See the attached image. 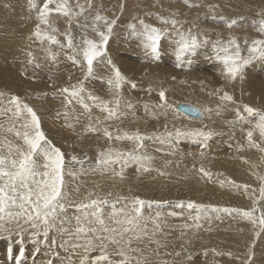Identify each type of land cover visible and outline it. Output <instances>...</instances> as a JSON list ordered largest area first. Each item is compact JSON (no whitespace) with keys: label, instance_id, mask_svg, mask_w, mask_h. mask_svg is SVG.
Returning <instances> with one entry per match:
<instances>
[{"label":"rangeland","instance_id":"obj_1","mask_svg":"<svg viewBox=\"0 0 264 264\" xmlns=\"http://www.w3.org/2000/svg\"><path fill=\"white\" fill-rule=\"evenodd\" d=\"M70 2L75 4V0ZM42 4L43 0H0V92L5 94L0 97V105L6 106L7 97L15 94L37 111L45 134L65 153L66 173L68 170L76 173L74 177L67 174L64 177L72 191L78 190L75 196L68 191L73 197L71 199L79 200L80 190H86V196L94 190H102L104 196L110 190L113 196L109 199L113 201L117 195L129 198L138 195L145 201H154L151 205L146 203L143 209L146 217L155 220V223L148 222L147 228L151 227V230L148 229L149 235L142 238L148 244L135 243V247L147 250L148 264H264V231L257 237L258 225L244 217L242 211L216 212L208 208L198 212L186 207L192 200L221 209L228 207L246 211L252 209L253 198L259 196L262 186L259 178L264 177V152L248 146L246 130L250 125L229 122L235 120V111H242L245 104L264 110V58L256 57L245 65L243 79L226 81L222 76L223 62L218 55H223L220 49L227 46L232 37L237 39L242 57L249 55L247 49L253 39H264V34L258 32L260 21L264 19V0H188V4L184 0H94L93 9L78 17V23L73 22L71 32L79 42L85 33L89 38H97L92 32V21L97 12L109 20L119 18L109 41L108 54L127 80L136 83L137 87L131 88L130 83L122 86V96L131 101L134 108L122 109L125 115L107 122L113 135L116 129L130 132L138 129L151 135L162 132L165 125L169 130L178 127L213 133L207 141L208 148L191 138H181L175 145V154H170L173 149L168 144L146 140L142 151L154 157L150 170L145 172L132 164L124 169L122 178L111 171H99V176L98 171L90 170L95 166L97 152L108 147L109 141L102 133L86 134L83 131L87 124L86 116H81V122L70 128L68 123L74 122L62 115L65 96L60 89L82 79V73L67 59L71 51L60 46L66 44L63 35H58V45L28 39L38 23V9ZM189 4L199 6L190 7ZM160 17L177 20V28L182 32L187 33L190 29L199 41L195 50L178 59L181 36L171 29L170 24L164 25ZM50 19L60 33L67 28L63 16L54 13ZM140 20L153 27L170 29L162 37L159 54L155 58L144 48V38L128 28L132 23L141 30ZM232 20L236 23L229 29L227 23ZM100 26L103 28V22ZM49 50L57 54L55 61L50 59ZM29 52L34 57L32 64L28 63ZM118 54L122 55L120 61L117 60ZM111 75L112 69L100 64L95 68L96 78L87 81L86 87L94 95L108 100L112 92L106 81ZM221 88L233 96V101L221 102L219 95L222 93L210 95ZM160 90L166 92L167 103L171 106L166 115L165 110L153 108L160 103ZM177 102L195 104L203 109L208 107L212 112H206L203 122L196 121L180 113L176 109ZM145 104L148 105L147 111ZM72 107L75 109L73 115L83 112L78 104L74 103ZM92 115L103 119L98 108H93ZM163 115L168 118L159 117ZM24 118L21 117V122ZM7 121L8 116L0 115V123L7 126ZM3 135L0 133V139ZM83 137L89 138L92 144L89 140L84 143ZM8 138L20 142L16 141L14 133ZM254 138L259 142L258 135ZM111 146L131 150L135 144L122 140L113 141ZM85 154L88 159L83 169L79 164L69 163L71 156L82 158ZM201 166L210 173L209 176L199 171ZM115 167L118 171L119 165ZM129 168L133 169L131 175L127 172ZM140 172L147 178L141 182L143 184L135 180ZM139 188L145 193H140ZM180 201H184L183 207L178 206ZM73 211L69 210L70 213ZM198 214L201 216L199 228L195 227L196 222L192 219ZM5 241L7 255H1L0 251V264H49L50 259L55 264H68V253L57 249L60 256L55 257L47 245L36 243L29 234L23 236L22 242L19 237ZM151 248L156 254L151 253ZM19 249H23L25 254L17 259ZM72 259L78 258L73 256Z\"/></svg>","mask_w":264,"mask_h":264},{"label":"snow or ice","instance_id":"obj_2","mask_svg":"<svg viewBox=\"0 0 264 264\" xmlns=\"http://www.w3.org/2000/svg\"><path fill=\"white\" fill-rule=\"evenodd\" d=\"M94 0H75L73 5L70 0H43L42 7L38 9V23L34 26V31L28 37L29 40L35 38L40 43L45 41L52 45L60 44L58 35H63L66 44L60 45L71 51L67 57L73 65L79 68L82 73V79L76 83L60 89L65 96L62 115L68 121V127L81 122V116H86L87 124L84 132L102 133L109 141V146L97 152L95 157V166L90 170L107 172L111 171L114 175L123 177L124 169L129 165L135 164L143 171L147 172L151 168L154 157L147 154L145 149L146 140H156L160 144H168L175 154V145L181 138H191L207 147V141L212 137L211 131H202L200 129L182 130L174 127L169 130L165 125L162 132H153L151 135L141 133L138 129L127 131L116 129V134L107 122L118 120L125 113L122 109L131 110L134 105L131 101L125 100L122 96V86L130 83L131 88L137 87L136 83L129 82L119 67L113 62L108 54L109 41L113 35L114 27L117 24L118 17L109 20L97 12L92 21V32L96 39L89 38L85 33L81 36L79 42L71 32L73 22H77L78 17L93 9ZM188 4V0H184ZM199 6V5H191ZM32 7L36 5L33 3ZM123 5H121V11ZM63 16L67 22V28L60 33L59 28L50 19L53 14ZM164 25H171V29L177 31L181 36V46L177 53L180 59L188 51H194L199 41L196 35L191 34L189 29L187 33L177 28L179 23L175 19H165L160 17ZM103 22V28H101ZM236 21L227 23L231 29ZM141 30H137V25L130 23L128 28L133 34L144 38V48L149 50L151 56L155 58L159 54L162 37L168 34L169 28L153 27L146 24L143 20L139 21ZM258 32L264 34V19L260 21ZM245 44L248 41L245 40ZM249 55L241 56L240 45L237 39L232 37L227 46H222L220 51L223 55L218 58L223 62L222 76L226 81H235L237 78L243 79L244 66L256 57L264 58V39H253L248 47ZM28 63L34 62L31 52ZM50 59L56 60L57 54L48 51ZM100 64H106L112 69V75L106 83L112 92V97L108 100L98 95H94L86 87V82L95 77V68ZM40 67L39 64L35 65ZM71 79V77H69ZM103 79V78H100ZM221 102L233 101V96L224 89H217ZM0 92V97H4ZM160 103L153 106L154 109L166 110L168 105L166 92L160 90ZM7 105H0V115L8 116L7 126L0 123V133H3V139H0V239L11 240L13 237L22 238L29 234L30 238L36 243H43L48 246L49 251L55 257L60 256L57 249H62L68 253V264H148L146 253L134 247L135 243L148 236L147 224L151 217L144 215L145 204L151 205L154 201H145L140 196L124 197L117 195L113 200L109 197L113 193L109 191L102 196L96 192H89L88 195L80 200L73 201L70 194L66 191L65 174L75 176L74 171L68 170L66 173L65 153L60 147L56 146L51 139L47 137L42 129L41 117L37 111L28 103L23 101L19 95L12 94L7 97ZM82 107L83 112L73 115L75 109L73 104ZM98 108L103 114V119L92 115L93 108ZM148 110V105H144ZM188 111H199L198 109H186ZM204 112H212L211 108H204ZM58 115H60L58 113ZM25 117L21 122V117ZM229 123L248 124L250 127L246 130V140L248 146L255 147L264 152V110L253 108L247 104L243 105L242 111H235V120ZM19 124V127H17ZM244 131V129H241ZM16 141L8 138L13 134ZM259 137V142L254 138ZM202 138V139H200ZM128 140L135 144L131 150H122L111 146L113 141ZM242 150V149H240ZM203 155V152H201ZM87 154L82 158L71 156L69 163L83 165L87 160ZM116 165H119L117 171ZM199 171L204 176L210 173L203 166ZM164 173H161L163 175ZM262 186L259 189L258 198H253V207L251 210L230 209L228 207L219 208L213 205H204L195 201H188V209L204 212L208 208L213 211L229 212L242 211L244 217L248 218L254 225H258L260 231L255 235L258 237L261 231H264V177L259 178ZM247 189V186H245ZM78 191V190H77ZM123 201V203H121ZM120 204V207H117ZM110 209L105 211V206ZM178 206L183 207L184 201H180ZM74 209V214L69 215V210ZM259 212V215L256 213ZM176 215V213H172ZM195 227L201 225L199 221L201 216L198 214L192 217ZM158 227V225H157ZM185 227H189L185 225ZM39 251V249H37ZM96 253L95 255H92ZM24 250L19 249L17 259L24 256ZM179 255V253H177ZM76 256L78 259L73 260ZM119 257L114 259L113 257ZM191 259V257H188ZM49 264H55V261L49 260Z\"/></svg>","mask_w":264,"mask_h":264},{"label":"bare ground","instance_id":"obj_3","mask_svg":"<svg viewBox=\"0 0 264 264\" xmlns=\"http://www.w3.org/2000/svg\"><path fill=\"white\" fill-rule=\"evenodd\" d=\"M118 56H119V58H117V60L118 61H120V60H122V55L120 56V54H118ZM107 94V93H106ZM111 95V94H110ZM109 96V95H108ZM178 104V102L176 103V105ZM190 104V103H189ZM194 106H196V107H198L199 109H201V111H202V116L201 117H190V116H188V117H190V118H192V119H195L196 121H199V120H201L202 121V119L204 118V115H206V112H204L203 111V107H201V106H197V105H195V104H193ZM206 107V106H205ZM177 109V108H176ZM100 111V110H99ZM101 113V112H100ZM181 113V112H180ZM184 115V114H183ZM103 116V115H102ZM159 117H161L162 119L163 118H168V117H166V116H159ZM200 121V122H201ZM205 121V120H204ZM203 122V121H202ZM207 123V122H206ZM86 125V124H85ZM206 128V127H205ZM77 129V128H76ZM68 133V132H67ZM83 139L85 140V142L84 143H86V141H88L89 140V138H86V137H83ZM89 142H90V144H92V141H90L89 140ZM83 143V144H84ZM104 143V142H103ZM187 143V142H186ZM93 144H95V143H93ZM133 145V144H132ZM87 148H88V146H87ZM208 148V147H207ZM215 149V148H214ZM95 150V149H94ZM77 155V154H76ZM80 158V157H79ZM67 165V164H66ZM71 169V168H70ZM131 170H133V169H127V172L131 175V173H132V171ZM97 175H99V171H98V173H97ZM145 174H143L142 175V172H140V176H139V178L138 179H135L136 181H138V182H136V183H139V184H143L144 183V180H147V178L144 176ZM99 176H101V175H99ZM105 176H103V179H105L104 178ZM238 177V176H237ZM141 182H143V183H141ZM207 182V181H206ZM124 183H127V181H125ZM149 183V182H148ZM107 184H109V182H107ZM65 185H66V191L68 192V191H70L71 192V194H72V196H75V194H76V192H74V191H72L68 186H67V184H66V180H65ZM71 187L73 188V189H77V186H73V185H71ZM141 188V187H140ZM139 188V192L140 193H143L144 192V190L143 189H140ZM144 189H145V186H144ZM149 189V188H148ZM110 191V190H109ZM146 191V190H145ZM93 192H96V193H99L100 195L102 194V196H103V194H105L102 190H94ZM164 192V191H163ZM208 192V191H207ZM145 193V192H144ZM149 193V192H148ZM156 193V192H155ZM86 190H80V194L77 196V197H79V200H75V201H80V199H84L85 197H86ZM160 194V193H159ZM165 194V193H164ZM252 194V193H251ZM171 195V194H170ZM71 195H70V197H72ZM166 196V195H165ZM147 197H148V195H147ZM157 197H159V196H157ZM156 197V198H157ZM164 197V196H163ZM163 197H159V198H163ZM73 198V197H72ZM76 198V197H75ZM115 198V197H114ZM110 208H108L107 206H105V211H108ZM74 214V211L73 212H69V215H73ZM161 227V226H160ZM147 229H150L151 230V227H148ZM211 229V228H210ZM149 231V230H148ZM163 234V233H162ZM243 235H245V234H243ZM218 236V235H217ZM162 237V236H161ZM164 237V236H163ZM199 237V236H198ZM240 237V236H239ZM242 237V236H241ZM245 238H246V235H245ZM163 239V238H162ZM166 239V238H165ZM6 240V239H5ZM5 240H2V239H0V251H1V255H4V256H6L7 255V253H6V250H8V248H7V244H6V241ZM235 240V239H234ZM241 241V240H240ZM244 241V240H243ZM143 245H147L148 243H144V241H143V239L140 241ZM165 243V242H164ZM173 243V242H172ZM231 243V242H230ZM234 243V242H233ZM162 244H163V242H162ZM235 244H237L236 243V240H235ZM234 245V244H233ZM174 246V245H173ZM134 247H135V244H134ZM167 247V246H166ZM228 247V246H227ZM27 248H29V250H31V247H27ZM142 248H144V247H142ZM142 248H140V249H142ZM169 248V247H168ZM148 249V248H147ZM152 249V251H151V253H154V251H153V248H151ZM164 249H165V247H164ZM166 250V249H165ZM144 252H147V250L145 249V250H143ZM169 251V250H168ZM260 252V251H259ZM3 253V254H2ZM150 253V252H149ZM96 253H93L92 255H95ZM147 254V253H146ZM154 254H156V253H154ZM226 254V253H225ZM260 254V253H259ZM148 255H151V254H148ZM263 255V254H262ZM227 256V255H226ZM259 257V256H258ZM5 258V257H4ZM114 259H119V257H116V256H114L113 257ZM217 262V261H216ZM221 262V261H220ZM256 263V262H255ZM19 264V263H18ZM35 264H39L38 262H36ZM41 264H43V263H41ZM44 264H47V263H44ZM204 264V263H203ZM207 264V263H206ZM209 264H211V263H209Z\"/></svg>","mask_w":264,"mask_h":264},{"label":"water","instance_id":"obj_4","mask_svg":"<svg viewBox=\"0 0 264 264\" xmlns=\"http://www.w3.org/2000/svg\"><path fill=\"white\" fill-rule=\"evenodd\" d=\"M176 108L179 112L183 113L184 115L190 116V117H201L202 116L201 109L189 103H178L176 105ZM186 109H198L199 111H188Z\"/></svg>","mask_w":264,"mask_h":264}]
</instances>
